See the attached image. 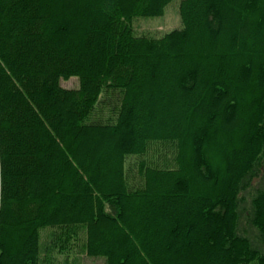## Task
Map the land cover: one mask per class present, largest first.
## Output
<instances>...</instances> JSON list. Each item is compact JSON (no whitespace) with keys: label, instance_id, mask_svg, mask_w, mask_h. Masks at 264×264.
<instances>
[{"label":"trees","instance_id":"16d2710c","mask_svg":"<svg viewBox=\"0 0 264 264\" xmlns=\"http://www.w3.org/2000/svg\"><path fill=\"white\" fill-rule=\"evenodd\" d=\"M172 1L0 0V264H44L47 228L104 264H264L239 230L264 0H181L180 29L136 35ZM252 208L264 242V188Z\"/></svg>","mask_w":264,"mask_h":264},{"label":"rangeland","instance_id":"374dc122","mask_svg":"<svg viewBox=\"0 0 264 264\" xmlns=\"http://www.w3.org/2000/svg\"><path fill=\"white\" fill-rule=\"evenodd\" d=\"M180 3L181 0H173L170 2L166 6L162 16L139 17L135 19L133 21V27L136 35L162 37L174 29H180L182 27ZM61 85L68 89H76L79 88L80 81L78 77H71L67 80L63 79ZM98 113L101 116L108 114L106 105H100L98 107ZM95 116L92 118H95ZM135 158H129L128 163L136 162ZM256 173V176L250 180L249 185L245 186L240 193L239 230L242 235L247 236L252 241L256 248L263 251L264 242L261 239V234L258 229L250 222V216L253 209L252 199L254 194L257 189L264 188V165ZM249 179L248 177V181ZM41 232H43L42 250L47 252L45 254L43 252V258L46 259L44 264H104L105 262L103 258L90 257L83 253L82 245L78 242L75 234L69 237L62 235L60 242L59 240L51 242L52 230L47 228ZM46 248H48L47 251Z\"/></svg>","mask_w":264,"mask_h":264}]
</instances>
